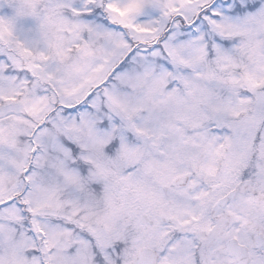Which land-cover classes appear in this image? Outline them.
<instances>
[{"label": "snow or ice", "instance_id": "snow-or-ice-1", "mask_svg": "<svg viewBox=\"0 0 264 264\" xmlns=\"http://www.w3.org/2000/svg\"><path fill=\"white\" fill-rule=\"evenodd\" d=\"M0 264H264V0H0Z\"/></svg>", "mask_w": 264, "mask_h": 264}]
</instances>
